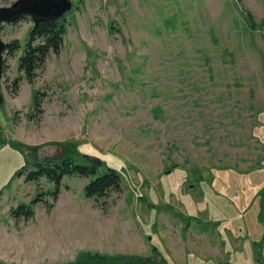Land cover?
Returning <instances> with one entry per match:
<instances>
[{"label": "rangeland", "instance_id": "1", "mask_svg": "<svg viewBox=\"0 0 264 264\" xmlns=\"http://www.w3.org/2000/svg\"><path fill=\"white\" fill-rule=\"evenodd\" d=\"M68 1L61 51L31 82L17 68L32 20L0 25L20 45L2 53L0 263L156 247L168 264H264V0ZM16 144L41 161L78 147L121 166L122 190L87 199L91 177H64L14 219L53 190L14 175Z\"/></svg>", "mask_w": 264, "mask_h": 264}, {"label": "trees", "instance_id": "2", "mask_svg": "<svg viewBox=\"0 0 264 264\" xmlns=\"http://www.w3.org/2000/svg\"><path fill=\"white\" fill-rule=\"evenodd\" d=\"M24 17V16H23ZM22 18V17H21ZM33 23V22H32ZM66 32L65 15L61 18L39 21L30 28L23 53L18 59L17 70L23 73L24 78L31 82L36 72L42 68L47 57L51 54L60 53L63 38ZM20 49L18 42L14 41L5 45L4 51L14 54ZM18 81H16L17 85ZM38 106L37 95L33 98V108ZM65 148H73L70 143L59 144ZM21 154L27 158L24 165L14 172V175L23 176L25 181L37 182L39 178L45 179L52 184L53 190L37 194L28 204H20L11 210L14 219L19 217H32V205L39 201V196H51L57 198L59 187L64 177L78 176L80 178H92L83 188L87 199L99 200L106 198L110 192L119 193L122 190L121 166L108 163L107 161L86 153L79 152L78 147L74 148L73 154L64 155L59 159L36 160L30 154L38 147H31L16 144ZM25 150L26 152L22 153ZM26 168H29L27 170ZM171 171L165 172L166 175ZM1 196V190H0ZM158 254V249H152L151 256L141 255H104L99 253L85 254L79 256L74 262L65 264H168L160 255L158 262L153 256ZM2 264V263H0Z\"/></svg>", "mask_w": 264, "mask_h": 264}, {"label": "water", "instance_id": "3", "mask_svg": "<svg viewBox=\"0 0 264 264\" xmlns=\"http://www.w3.org/2000/svg\"><path fill=\"white\" fill-rule=\"evenodd\" d=\"M72 8L68 0H17L9 7H0V25L13 23L23 16H29L34 24L39 21L61 18ZM5 44L0 39V80L2 72V53ZM3 97L0 93V105Z\"/></svg>", "mask_w": 264, "mask_h": 264}]
</instances>
